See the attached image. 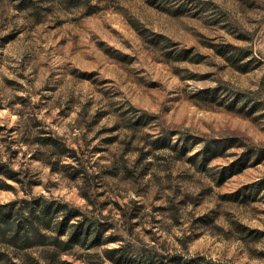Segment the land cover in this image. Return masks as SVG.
Listing matches in <instances>:
<instances>
[{"label":"rangeland","instance_id":"374dc122","mask_svg":"<svg viewBox=\"0 0 264 264\" xmlns=\"http://www.w3.org/2000/svg\"><path fill=\"white\" fill-rule=\"evenodd\" d=\"M0 163L42 264H264V0H0Z\"/></svg>","mask_w":264,"mask_h":264},{"label":"trees","instance_id":"16d2710c","mask_svg":"<svg viewBox=\"0 0 264 264\" xmlns=\"http://www.w3.org/2000/svg\"><path fill=\"white\" fill-rule=\"evenodd\" d=\"M79 4L83 0H67ZM89 1V0H88ZM6 174L9 178H14V171H9L4 164L0 163V175ZM0 186H4L1 185ZM35 206L29 203H21L20 201H11L0 203V264H21L17 258L21 259L24 264H42V259L33 256L30 253L22 255L21 251L32 248L36 244H47L41 239L46 236L42 233L43 226L51 225L55 216L60 213L59 205L43 200ZM77 212V210H76ZM75 216V215H73ZM66 218L60 222L62 230L67 220ZM79 226V224L74 225ZM85 223H82L80 235L87 238L88 228L84 229ZM78 229L75 230V232ZM87 230V231H86ZM93 232V231H92ZM79 234V233H78ZM74 237V236H73ZM62 242V241H59ZM58 246V241L52 243ZM124 252L119 255V258L124 256ZM32 256V257H31ZM53 256V255H52ZM29 257V259H27ZM48 259V257H46ZM29 262V263H28ZM134 262V263H133ZM177 264H217L209 261H191V260H175ZM130 264H143L141 261H132ZM144 264H154L153 262H145Z\"/></svg>","mask_w":264,"mask_h":264}]
</instances>
